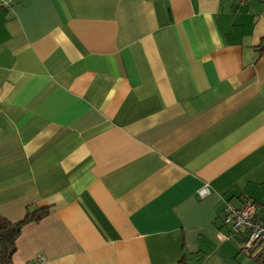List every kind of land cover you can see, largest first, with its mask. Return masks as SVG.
<instances>
[{"label": "crops", "instance_id": "obj_1", "mask_svg": "<svg viewBox=\"0 0 264 264\" xmlns=\"http://www.w3.org/2000/svg\"><path fill=\"white\" fill-rule=\"evenodd\" d=\"M248 200L264 0H0V213L49 208L12 264H264L222 220Z\"/></svg>", "mask_w": 264, "mask_h": 264}, {"label": "built area", "instance_id": "obj_2", "mask_svg": "<svg viewBox=\"0 0 264 264\" xmlns=\"http://www.w3.org/2000/svg\"><path fill=\"white\" fill-rule=\"evenodd\" d=\"M1 3L5 4L3 1ZM209 192L207 183L198 189L200 196ZM256 209L257 203L254 200H248L241 206L227 201L222 209V220L230 227L232 234L240 237L241 248L260 252L264 257V221L255 217Z\"/></svg>", "mask_w": 264, "mask_h": 264}, {"label": "trees", "instance_id": "obj_3", "mask_svg": "<svg viewBox=\"0 0 264 264\" xmlns=\"http://www.w3.org/2000/svg\"><path fill=\"white\" fill-rule=\"evenodd\" d=\"M49 211L47 206L27 207L26 215L18 220H11L0 213V264H12L11 253L16 249V239L22 226L31 220H39ZM185 255L176 264H186Z\"/></svg>", "mask_w": 264, "mask_h": 264}]
</instances>
